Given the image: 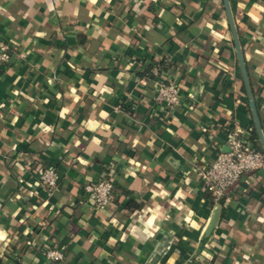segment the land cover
Masks as SVG:
<instances>
[{
	"label": "crops",
	"instance_id": "obj_1",
	"mask_svg": "<svg viewBox=\"0 0 264 264\" xmlns=\"http://www.w3.org/2000/svg\"><path fill=\"white\" fill-rule=\"evenodd\" d=\"M229 4L248 80L224 0H0V264H264V170L223 208L193 170L227 131L251 141L250 94L264 134V0ZM161 62L183 96L170 113ZM48 165L58 187L38 200ZM103 172L116 192L95 209L84 185Z\"/></svg>",
	"mask_w": 264,
	"mask_h": 264
},
{
	"label": "built area",
	"instance_id": "obj_2",
	"mask_svg": "<svg viewBox=\"0 0 264 264\" xmlns=\"http://www.w3.org/2000/svg\"><path fill=\"white\" fill-rule=\"evenodd\" d=\"M139 5L146 0H130ZM14 51L11 45L0 40V66L12 61ZM154 77L153 100L167 113L173 112L182 102L181 85L171 78L159 64L152 68ZM227 149L217 153L214 159L194 166L199 184L208 192L214 207L223 208L233 189L238 186L241 178L248 172L264 170V150L256 148L238 128L226 132ZM35 180L29 182L31 194L42 200L41 193L48 196L57 189L59 183L58 168L48 165L37 170ZM87 200L95 209H101L113 202L115 183L105 172L98 178L88 181L84 185ZM51 261H62L65 257L63 249L49 247L45 251ZM190 262H192L190 260Z\"/></svg>",
	"mask_w": 264,
	"mask_h": 264
},
{
	"label": "water",
	"instance_id": "obj_3",
	"mask_svg": "<svg viewBox=\"0 0 264 264\" xmlns=\"http://www.w3.org/2000/svg\"><path fill=\"white\" fill-rule=\"evenodd\" d=\"M224 4H225V7H226V10H227V13H228V17H229V21H230V24H231V28H232L233 34L235 36V41H236L238 56H239V59H240V62H241L242 71H243L245 79L248 80L247 73H246V68H245V64H244V60H243V56H242V52H241V48H240V45L238 43V39H237V36H236V30H235V26H234V20H233L232 12H231V9H230L229 0H224ZM250 107H251V110H252V113H253V119H254L255 126L257 128V131L260 134V137H261V140H262V143H263V146H264V134H263V130H262V125L260 123L256 102H255V100H254V98L252 97L251 94H250ZM219 211L220 210H218L216 212L217 214H216L214 223H215L216 218H217V216L219 214Z\"/></svg>",
	"mask_w": 264,
	"mask_h": 264
},
{
	"label": "trees",
	"instance_id": "obj_4",
	"mask_svg": "<svg viewBox=\"0 0 264 264\" xmlns=\"http://www.w3.org/2000/svg\"><path fill=\"white\" fill-rule=\"evenodd\" d=\"M162 64H163V62L160 63V65H162ZM259 137H260L259 136V132L257 131L256 128H254L253 131H252V135H251V141L254 143L253 145L256 148L263 150L262 148H260V146H258V143L256 142V140L259 139Z\"/></svg>",
	"mask_w": 264,
	"mask_h": 264
}]
</instances>
